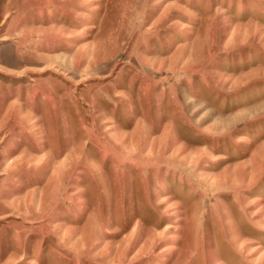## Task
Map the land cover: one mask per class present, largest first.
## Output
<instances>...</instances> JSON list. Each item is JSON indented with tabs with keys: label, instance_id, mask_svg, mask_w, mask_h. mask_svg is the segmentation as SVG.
<instances>
[{
	"label": "rangeland",
	"instance_id": "1",
	"mask_svg": "<svg viewBox=\"0 0 264 264\" xmlns=\"http://www.w3.org/2000/svg\"><path fill=\"white\" fill-rule=\"evenodd\" d=\"M0 264H264V0H0Z\"/></svg>",
	"mask_w": 264,
	"mask_h": 264
}]
</instances>
